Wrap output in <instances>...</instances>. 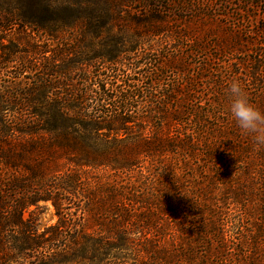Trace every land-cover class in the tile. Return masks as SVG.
<instances>
[{
	"label": "trees",
	"instance_id": "obj_1",
	"mask_svg": "<svg viewBox=\"0 0 264 264\" xmlns=\"http://www.w3.org/2000/svg\"><path fill=\"white\" fill-rule=\"evenodd\" d=\"M26 24L59 31L41 18ZM78 45L54 53L61 63L28 90L0 87V264H264V148L228 111L234 80L264 111V53L232 79L226 69L198 79L178 58L165 68L185 83H165L156 67L147 89L140 79L111 88L105 66L92 73L94 57ZM16 48L4 62L21 59ZM118 48L101 62L116 61ZM78 76L98 85L84 92L92 100L78 85L60 87ZM49 204L58 221L41 231Z\"/></svg>",
	"mask_w": 264,
	"mask_h": 264
},
{
	"label": "rangeland",
	"instance_id": "obj_2",
	"mask_svg": "<svg viewBox=\"0 0 264 264\" xmlns=\"http://www.w3.org/2000/svg\"><path fill=\"white\" fill-rule=\"evenodd\" d=\"M62 6H70L74 13L71 16L68 12L54 14ZM47 9L49 14H42ZM107 9L114 14L110 19ZM40 18L50 20L59 31L45 32L44 28L27 26L26 22ZM107 20L104 27L91 25ZM263 28L264 0H0V47H4L0 50L3 56L0 58V87L20 83L22 89H18L19 92L25 88L28 90L42 81L47 66L61 63L55 61L54 53L66 46L79 47L78 44L94 57L87 69L95 73L97 67L105 66L103 70L111 76L110 80L106 77L111 88L114 83L126 87L124 83L140 79L139 84L147 89L151 80H144V77L156 67L165 71V83H185L172 70L165 68L166 63L178 58L184 63L185 73L198 79L201 75L216 79L225 69L230 72L226 76L232 79L240 62L249 61L251 67L264 53ZM48 35L60 37L50 39ZM79 35H88V38L81 43L73 41ZM193 39L203 42L201 49L191 42ZM228 43L230 48H227ZM12 44L17 47L16 56L21 59L4 62L3 59L10 55ZM114 45L119 46V58L113 61L115 63L103 64L99 56L113 49ZM207 64L210 65L209 71L201 72ZM113 67L117 71L108 70ZM65 84L69 86L59 85L65 91L78 85L83 90L82 99L89 100L94 94L85 95L84 92L98 88L91 81H82L79 76ZM6 98V92L0 93L1 101ZM35 98L42 99V95ZM39 219L41 231L58 221L52 204L39 212Z\"/></svg>",
	"mask_w": 264,
	"mask_h": 264
},
{
	"label": "clouds",
	"instance_id": "obj_3",
	"mask_svg": "<svg viewBox=\"0 0 264 264\" xmlns=\"http://www.w3.org/2000/svg\"><path fill=\"white\" fill-rule=\"evenodd\" d=\"M229 113L235 125L246 135L252 136L257 148H264V111L255 107L239 81H233L229 88Z\"/></svg>",
	"mask_w": 264,
	"mask_h": 264
}]
</instances>
